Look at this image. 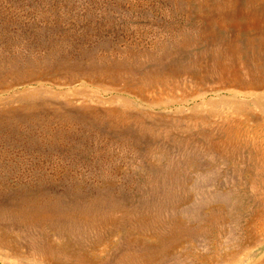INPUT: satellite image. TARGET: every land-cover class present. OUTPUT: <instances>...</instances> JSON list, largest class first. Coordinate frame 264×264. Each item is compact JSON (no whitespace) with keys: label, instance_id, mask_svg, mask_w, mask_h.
Listing matches in <instances>:
<instances>
[{"label":"rangeland","instance_id":"obj_1","mask_svg":"<svg viewBox=\"0 0 264 264\" xmlns=\"http://www.w3.org/2000/svg\"><path fill=\"white\" fill-rule=\"evenodd\" d=\"M246 1L0 0V205L100 194L149 224L144 264H264V87L184 68ZM22 240L0 212V264H46Z\"/></svg>","mask_w":264,"mask_h":264},{"label":"bare ground","instance_id":"obj_2","mask_svg":"<svg viewBox=\"0 0 264 264\" xmlns=\"http://www.w3.org/2000/svg\"><path fill=\"white\" fill-rule=\"evenodd\" d=\"M231 12L224 15L225 18L233 20L231 26L222 23L218 25L220 34L214 42L218 44L220 51H212L210 43L213 41H210L201 57L206 65H203L202 61L195 60L185 64L184 68L188 71V76L196 81H215V83L217 81L221 87L232 91L244 87L247 83L255 84L257 90L262 89L263 61L255 54H264V3L247 0L243 4H236ZM250 16V22H247L246 19ZM222 29L226 31L225 37L221 33ZM189 41L184 45L185 48L190 49ZM240 43L243 45L242 48ZM248 51L251 56L245 57ZM186 54L185 49V53L177 56L178 62ZM168 77L161 75L156 77V81L161 82ZM252 96L256 105L264 107L260 94L253 93ZM110 187L107 185L103 188L106 192H110L112 189ZM31 195L23 194L17 197L13 204L5 200L2 203L5 207L0 205V212L10 218L13 226L20 228L21 236L24 242L28 243L29 250L35 249L38 245L42 247L40 252L43 258H33L32 255L33 259L46 261V264H144L147 260L143 258L145 251L143 241L144 236L148 234L144 231L149 224L144 222V217H138L134 220L133 226H128L127 222L132 218L130 214L122 215V211L120 215L112 217L110 210L116 208L117 204L109 201L110 197L99 194L94 198L74 197L63 201L57 196H39L33 193ZM41 197L46 199L43 201ZM104 202L105 206L101 207Z\"/></svg>","mask_w":264,"mask_h":264}]
</instances>
